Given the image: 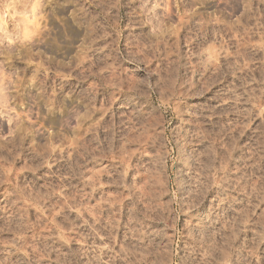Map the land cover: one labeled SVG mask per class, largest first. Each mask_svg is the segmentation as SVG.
I'll return each instance as SVG.
<instances>
[{
    "label": "rangeland",
    "instance_id": "1",
    "mask_svg": "<svg viewBox=\"0 0 264 264\" xmlns=\"http://www.w3.org/2000/svg\"><path fill=\"white\" fill-rule=\"evenodd\" d=\"M0 264H264V0H0Z\"/></svg>",
    "mask_w": 264,
    "mask_h": 264
}]
</instances>
